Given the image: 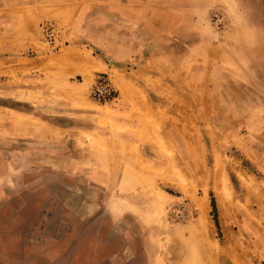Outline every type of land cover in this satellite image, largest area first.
<instances>
[{
  "label": "rangeland",
  "instance_id": "obj_1",
  "mask_svg": "<svg viewBox=\"0 0 264 264\" xmlns=\"http://www.w3.org/2000/svg\"><path fill=\"white\" fill-rule=\"evenodd\" d=\"M0 264H264V0H0Z\"/></svg>",
  "mask_w": 264,
  "mask_h": 264
},
{
  "label": "built area",
  "instance_id": "obj_2",
  "mask_svg": "<svg viewBox=\"0 0 264 264\" xmlns=\"http://www.w3.org/2000/svg\"><path fill=\"white\" fill-rule=\"evenodd\" d=\"M215 18L216 23L222 24L225 21L224 16L222 13L216 12L213 15V19ZM41 33L45 41L49 43L56 44L57 42L60 43L61 36H62V29L53 21H46L41 25ZM114 88L112 86V82L110 77H100L98 81H96L95 85L90 91L92 97L98 101L105 99L106 97H112Z\"/></svg>",
  "mask_w": 264,
  "mask_h": 264
},
{
  "label": "trees",
  "instance_id": "obj_3",
  "mask_svg": "<svg viewBox=\"0 0 264 264\" xmlns=\"http://www.w3.org/2000/svg\"><path fill=\"white\" fill-rule=\"evenodd\" d=\"M214 207H215V205H214Z\"/></svg>",
  "mask_w": 264,
  "mask_h": 264
}]
</instances>
